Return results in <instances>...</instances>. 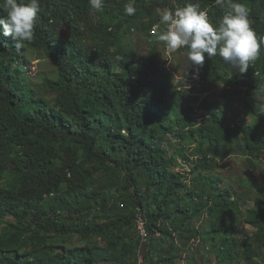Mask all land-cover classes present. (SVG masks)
I'll use <instances>...</instances> for the list:
<instances>
[{"label":"trees","instance_id":"trees-1","mask_svg":"<svg viewBox=\"0 0 264 264\" xmlns=\"http://www.w3.org/2000/svg\"><path fill=\"white\" fill-rule=\"evenodd\" d=\"M235 2L248 9L259 42L264 0ZM39 3L34 45L54 67L41 85L29 72L30 43L18 48L0 26V226L8 227L0 237V264H138L140 256L141 264H176L196 239L197 251L204 245V264L238 263L242 195L223 186L215 169L239 151L259 169L264 111L252 101L254 93L264 97V43L246 73L234 72L219 55L205 54L198 69L203 80L227 83L226 94L248 97L246 105L258 108L257 122H235L238 116L207 99L200 119L194 97L162 67L164 43L150 30L164 29L158 10L189 3L208 8L218 25L227 0L225 7L216 0H133L131 16L124 12L129 0H104L101 12L89 0ZM6 15L0 7V19ZM136 27L153 37L145 57L123 41ZM88 38L96 45H87ZM179 50L187 57L186 47ZM170 137L181 153H169ZM187 144L201 157L193 160ZM180 156L193 165L189 178L177 168ZM138 209L150 232L145 243L136 229ZM243 218L255 228L244 241L250 262L257 246L264 247V193ZM203 219L206 227L198 225ZM71 233L79 243L51 240Z\"/></svg>","mask_w":264,"mask_h":264},{"label":"rangeland","instance_id":"rangeland-1","mask_svg":"<svg viewBox=\"0 0 264 264\" xmlns=\"http://www.w3.org/2000/svg\"><path fill=\"white\" fill-rule=\"evenodd\" d=\"M34 33V38L31 42H29L30 48L27 52L29 59L28 67L34 82L36 84L39 83V85H41L43 77L54 76V67L49 58L46 57L42 53V51L36 47V45H34L35 40L37 38V31H34ZM59 35L61 37L65 36V30L62 29ZM150 37L146 38V36L143 34V31L139 27H136L135 29H133L132 33L123 36V41L128 47L137 50L142 57H145L148 55L150 50L149 43L153 38ZM86 43L87 45L95 46L96 40L88 38L86 40ZM161 44L159 46V51L162 67L170 71L174 78L175 84L180 85L183 89H187L189 93L194 97L193 104L196 110L194 111V113L198 116V118H204V109L201 102L202 100L207 99L208 102L219 101L221 103L222 108L227 109L228 114L230 116H238L235 122H257L258 108L256 107V105L264 104V97L254 93V101L252 102L256 103V105L254 108L248 107L246 105V99L248 97H245L244 95L232 96L225 93L226 89L230 88L227 83H223L221 81L213 79L203 80L200 74H198V78H194V72H196L197 69L193 68L189 64L185 53L180 51L179 49H177L176 51H168L166 49V45ZM47 94H49V92ZM171 139L173 142L170 139L165 141L169 153H172L173 151L181 153L180 144H175L174 138ZM183 146L184 151L186 150V152H188L190 156L194 157L196 155L193 154V151L195 149L194 144H187ZM225 159L232 163V167L222 168L221 170H219L220 173L218 174L222 178L221 184L223 186L231 187L239 195H242V211L239 215L240 220L236 229V235L241 240V242L236 250L238 255V263L236 264H264V247L257 246V255L250 262H247V259L244 257L243 253L244 241L248 239L246 238L247 235L250 236V234H252V231H254V228L244 221L243 216L246 213V209L254 204L255 198L263 195L264 193V152L261 153V158L257 160L260 170L258 168H252L250 162L247 160V156L241 151L236 152L235 154H232ZM180 160H183L181 156L179 158V164ZM193 160H195V158ZM223 160L224 159L220 161ZM5 177L6 179L4 182H7L11 177L10 173L7 172L5 174ZM198 225H200V227H206L208 225L207 219H203V221L198 223ZM6 232H8V227H6V225L0 226V237ZM51 240L54 242L65 243L68 246L80 242L79 237L75 236L73 233L64 234L61 236L55 235V237L51 238ZM192 242H190V246L196 244L194 248L191 249V247L189 246L190 249H183L181 251V254H183V259L182 257L175 259L176 264H204V258L202 257V254H204L205 252L204 245L199 247V251H197V239L192 240ZM193 250L197 251L195 253L196 258L198 259L197 261H194L191 258V253ZM141 254L143 253L141 252ZM100 264L109 263L104 261ZM147 264H150V262H148Z\"/></svg>","mask_w":264,"mask_h":264},{"label":"clouds","instance_id":"clouds-1","mask_svg":"<svg viewBox=\"0 0 264 264\" xmlns=\"http://www.w3.org/2000/svg\"><path fill=\"white\" fill-rule=\"evenodd\" d=\"M91 9L103 11L104 0H89ZM216 4L225 7V0H216ZM0 7L6 11L5 18L0 19L3 36H11L17 47L34 38L37 15L40 10L39 0H3ZM228 11L214 25L206 11L196 4H186L175 9L158 10L160 24L164 29L159 31L157 40L166 45L168 51H176L182 47L188 49L189 64L197 69L194 78H198V69L205 62V54L209 58L219 55L234 72L243 74L249 69L260 52L259 42L249 21L246 6L235 0H227ZM126 15H134L136 8L133 0L124 6ZM264 111V104L261 105Z\"/></svg>","mask_w":264,"mask_h":264},{"label":"built area","instance_id":"built-area-1","mask_svg":"<svg viewBox=\"0 0 264 264\" xmlns=\"http://www.w3.org/2000/svg\"><path fill=\"white\" fill-rule=\"evenodd\" d=\"M201 10H204L207 12V14L209 15V10L208 8H203ZM151 35H156L157 33H159V25L155 24L154 27L150 30ZM198 157H201V155H195L194 157H192V159H197ZM192 167L193 165L189 162H186L185 160H180V164L177 167L178 170H180L181 172L185 173L188 178L191 176V171H192ZM136 229H137V233L140 237V239L142 240L143 243L147 242L150 238V232L149 229L147 227V222L146 219L142 213V211L140 209L137 210L136 212ZM199 242V240H198ZM143 262V258L142 256L139 257L138 260V264H141Z\"/></svg>","mask_w":264,"mask_h":264},{"label":"crops","instance_id":"crops-1","mask_svg":"<svg viewBox=\"0 0 264 264\" xmlns=\"http://www.w3.org/2000/svg\"><path fill=\"white\" fill-rule=\"evenodd\" d=\"M227 158V157H226ZM232 167V163L229 162L228 160L224 159L223 161H219L216 169H215V172L216 173H220L219 170H221L222 168H231ZM253 227V226H252ZM254 228V227H253ZM255 229V228H254ZM198 241V240H197ZM195 245V244H194Z\"/></svg>","mask_w":264,"mask_h":264}]
</instances>
